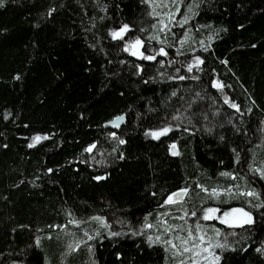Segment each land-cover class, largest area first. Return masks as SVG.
<instances>
[{
    "label": "trees",
    "instance_id": "16d2710c",
    "mask_svg": "<svg viewBox=\"0 0 264 264\" xmlns=\"http://www.w3.org/2000/svg\"><path fill=\"white\" fill-rule=\"evenodd\" d=\"M185 2L159 44L145 0H3L0 264H169L143 227L182 190L251 215L213 264H264V0Z\"/></svg>",
    "mask_w": 264,
    "mask_h": 264
},
{
    "label": "rangeland",
    "instance_id": "374dc122",
    "mask_svg": "<svg viewBox=\"0 0 264 264\" xmlns=\"http://www.w3.org/2000/svg\"><path fill=\"white\" fill-rule=\"evenodd\" d=\"M145 1L156 19L147 37L149 41L164 44V39L168 32L172 31L171 26L174 22L179 27L186 28L190 21L192 8L185 0ZM132 46L138 51L140 43L135 41ZM222 193L213 191L211 196L218 199ZM176 194L178 195L171 197V201L167 200L173 208H166L163 215L157 217V221L143 227L147 229L153 241L160 242L166 247L169 264H213L220 257L219 250L230 245L231 234L221 231V226L235 227L251 221V215L244 208L235 207L220 212L218 207L211 206L203 210L202 220L196 222L192 212L183 208V204L175 205L186 194L184 192ZM209 209L212 211L209 212ZM206 215L208 219H205ZM185 248L188 251H185Z\"/></svg>",
    "mask_w": 264,
    "mask_h": 264
},
{
    "label": "snow or ice",
    "instance_id": "6c2138e0",
    "mask_svg": "<svg viewBox=\"0 0 264 264\" xmlns=\"http://www.w3.org/2000/svg\"><path fill=\"white\" fill-rule=\"evenodd\" d=\"M2 3H3V0H0V6H2ZM127 28V26H125V29ZM124 29H122V31H123ZM114 35H119V33H114ZM148 58H151V57H148ZM234 107H235V105H233ZM119 119V118H118ZM168 131V129L167 128H165V129H163L162 131H161V133L160 134H163V133H165V132H167ZM153 135H156L155 133L153 134ZM158 138V137H157ZM34 139V142L35 141H37V140H39L40 139V137H34L33 138ZM121 143H123V141H121ZM33 145H29V147H32ZM172 148L173 149H175V145H172ZM173 154H177V153H173ZM262 175H264V173H262ZM97 179H101L100 177H98ZM183 191H186V190H182V192ZM253 193H249V195H252ZM173 195H178V194H176V193H174ZM171 197H169V201H171ZM209 212L210 211H212L211 209H209L208 210ZM209 217L206 215L205 216V219H208ZM94 219H99V218H94ZM112 235H118V233H112ZM92 237H89V239H91ZM149 239L151 240V237H149ZM157 240H159V237H157ZM169 243H171L170 241H169ZM173 247H175V245H173ZM185 251H188V249L187 248H185L184 249ZM257 251H262L261 249H257Z\"/></svg>",
    "mask_w": 264,
    "mask_h": 264
},
{
    "label": "water",
    "instance_id": "95a60500",
    "mask_svg": "<svg viewBox=\"0 0 264 264\" xmlns=\"http://www.w3.org/2000/svg\"><path fill=\"white\" fill-rule=\"evenodd\" d=\"M124 122H125V115L121 114V115H117L114 118H112L111 120L107 121L104 124V127L108 128V129H112V130H119L121 128V126L124 124Z\"/></svg>",
    "mask_w": 264,
    "mask_h": 264
}]
</instances>
